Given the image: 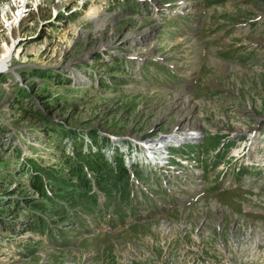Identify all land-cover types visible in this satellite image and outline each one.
I'll list each match as a JSON object with an SVG mask.
<instances>
[{
  "label": "rangeland",
  "instance_id": "obj_1",
  "mask_svg": "<svg viewBox=\"0 0 264 264\" xmlns=\"http://www.w3.org/2000/svg\"><path fill=\"white\" fill-rule=\"evenodd\" d=\"M25 1L0 0V197L51 205L24 161L59 162L62 126L110 137L131 197L39 209L57 240L0 209V264H264V0Z\"/></svg>",
  "mask_w": 264,
  "mask_h": 264
},
{
  "label": "trees",
  "instance_id": "obj_2",
  "mask_svg": "<svg viewBox=\"0 0 264 264\" xmlns=\"http://www.w3.org/2000/svg\"><path fill=\"white\" fill-rule=\"evenodd\" d=\"M41 74L45 77L51 75L50 72L44 70H41ZM115 79L119 80V78ZM102 82L106 86L116 84L107 80H102ZM25 94L29 93L26 92ZM19 98H22L21 92H18L16 98L21 102ZM19 111L27 114L29 109L21 105ZM58 131L62 136L69 135L72 141L71 148L67 149V143L61 140L62 136H57L59 142L56 151L59 162L42 164L32 157L24 161L25 166L26 164L30 166L27 172L29 182L38 193L43 195V198L51 202V205L41 204L37 198L27 195L22 196L21 199L13 198L11 201H4L0 197L1 210L8 211L12 208H18V205L26 206L31 214L29 216L30 227L41 232L47 231L53 240H57V232L64 237L66 231L62 226L53 229L49 218L45 220L39 209L52 217L54 213L61 215L60 217H70L75 220L77 225L83 226L84 222L87 221L85 217L89 216L95 219L96 215L106 211L104 207L103 210L101 209L98 192L94 184L108 197L104 202L105 208L114 203L117 206L116 210L119 216L123 213L124 205L126 206V198L131 197L130 188L126 189V176L129 177L126 170V160L122 153H119V148L114 147L111 155L106 154L102 149L104 145H110L109 136L97 134L95 131L80 133L74 128L67 130L63 126ZM225 148L227 147L224 146L221 153L219 152L221 148L218 150V158L215 163L221 159H226ZM3 191L8 195L10 190L3 188ZM119 193L122 195L119 198L122 199H114L115 195ZM32 214H34L33 217Z\"/></svg>",
  "mask_w": 264,
  "mask_h": 264
},
{
  "label": "bare ground",
  "instance_id": "obj_3",
  "mask_svg": "<svg viewBox=\"0 0 264 264\" xmlns=\"http://www.w3.org/2000/svg\"><path fill=\"white\" fill-rule=\"evenodd\" d=\"M22 3H23V6H26V3H27V1H25V0H22ZM19 16V15H18ZM21 17H22V15H21ZM20 17V18H21ZM10 51V49L8 50V52ZM6 65L5 64H2V68H4ZM189 131V130H188ZM187 131V132H188ZM188 135L187 136H191V135H194L195 134V131H190L189 133H187ZM196 135V134H195ZM195 138V137H194ZM179 141H181V140H179ZM162 147H165V146H157V147H151L150 149H153V150H161L162 149ZM167 153L169 154V152L167 151ZM151 157H153V156H151Z\"/></svg>",
  "mask_w": 264,
  "mask_h": 264
},
{
  "label": "built area",
  "instance_id": "obj_4",
  "mask_svg": "<svg viewBox=\"0 0 264 264\" xmlns=\"http://www.w3.org/2000/svg\"><path fill=\"white\" fill-rule=\"evenodd\" d=\"M28 1H29V0H28ZM58 1H59V0H58ZM26 4H27V3H26ZM54 14L57 15V11H55ZM167 151H168L169 153H171L168 149H167ZM182 161H183V160H182Z\"/></svg>",
  "mask_w": 264,
  "mask_h": 264
}]
</instances>
